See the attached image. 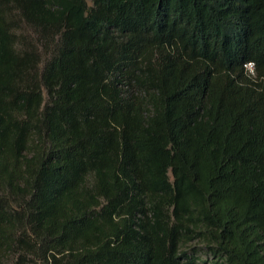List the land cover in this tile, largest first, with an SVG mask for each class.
I'll return each instance as SVG.
<instances>
[{"label":"trees","instance_id":"trees-1","mask_svg":"<svg viewBox=\"0 0 264 264\" xmlns=\"http://www.w3.org/2000/svg\"><path fill=\"white\" fill-rule=\"evenodd\" d=\"M208 259L264 264V0H0V264Z\"/></svg>","mask_w":264,"mask_h":264},{"label":"rangeland","instance_id":"rangeland-1","mask_svg":"<svg viewBox=\"0 0 264 264\" xmlns=\"http://www.w3.org/2000/svg\"><path fill=\"white\" fill-rule=\"evenodd\" d=\"M87 4L88 5H91L92 4V0H86ZM19 34H21L22 36V40L23 41H29V40H32L33 43L37 46V49L40 51V52H43L42 50V47L40 45V43H38L35 39V34L33 33V31L27 27L24 23H20V28L18 29L17 31ZM169 176H170V179H171V175L169 173ZM205 258V255H202V259ZM208 263L207 264H212L209 259L207 260Z\"/></svg>","mask_w":264,"mask_h":264}]
</instances>
